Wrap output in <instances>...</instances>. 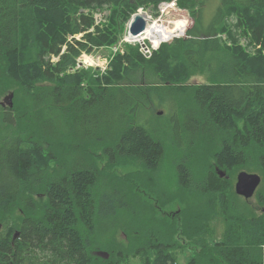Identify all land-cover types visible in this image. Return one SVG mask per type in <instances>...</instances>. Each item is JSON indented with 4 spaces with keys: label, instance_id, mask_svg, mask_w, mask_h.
<instances>
[{
    "label": "trees",
    "instance_id": "1",
    "mask_svg": "<svg viewBox=\"0 0 264 264\" xmlns=\"http://www.w3.org/2000/svg\"><path fill=\"white\" fill-rule=\"evenodd\" d=\"M170 1L0 0V264H264V0H176L185 37L77 67Z\"/></svg>",
    "mask_w": 264,
    "mask_h": 264
},
{
    "label": "rangeland",
    "instance_id": "2",
    "mask_svg": "<svg viewBox=\"0 0 264 264\" xmlns=\"http://www.w3.org/2000/svg\"><path fill=\"white\" fill-rule=\"evenodd\" d=\"M212 5H213L212 10H210L211 7L209 6V4L204 8V16L206 18H208L209 15L214 12V10H215V8H216V6L218 4L212 2ZM144 12H146L147 14L150 15V17H151L150 21L151 22H157L159 24H164V25H166V26H168L170 28L172 27L173 23H175V22H177V21H179L181 19L188 20V22H189L188 29H190L192 27V25H193L192 19L189 17L188 13L185 12L184 10L176 11V12L168 11L167 13H162V14L157 12V10L154 11L152 9H147ZM109 14H110V11L108 9H103V10L98 11L97 13H95V18H96V20H100L99 23L100 22L103 23V22H105L107 20V17H108ZM130 20H131V18L127 22H125L124 31L120 35L121 37L119 39V42H118V44L115 47H112L110 49H101V50H98V51H94V53H92L91 55H83L82 58L78 60V66L77 67H82V68H85V69L86 68H95L98 71L104 72L106 70V68H107L108 59H109V55L110 54H115L117 52L123 53V49H124L125 45H131V46L135 47L138 44L137 42H133V41H130V40H129L130 41L129 42V41L126 40V37L128 35V25H129ZM187 30H185V33H184L183 36L179 35L180 37L177 36L174 39H179V38L185 37V34H186ZM76 39H79V36L76 37ZM171 42H169V43H171ZM242 43L245 46V49L247 50V52H249L251 54L255 53V49H257V48H254L252 44H249L246 41V39H242ZM145 44L148 47V50L150 51V53L155 51V49H153V45L150 42L146 41ZM138 46H140V45H138ZM140 50H141V47H140ZM202 81L203 80H202V78L200 76H194L191 79L190 83L191 84H199ZM6 96L7 95H5L3 97L5 98ZM3 97H2V99H3ZM4 104H6V102ZM159 112H161L162 113L161 116H163V120L159 121V123L160 124H165V123L168 124L171 121V113L170 112L168 113L166 108H161ZM168 140H169L168 141V144H169L170 139H168ZM256 174H259V173H256ZM235 183H236V177H235L234 185H235ZM261 190L264 191V184L262 185ZM258 191H260V187L257 189L256 193ZM256 193H255V195H256ZM255 195L250 200H246V201H248L250 203L251 206H249V207L251 208V210L253 212L254 211L255 212H259V211L255 210L258 207L257 204H256ZM214 229H215V232H216V237H219L218 235H220V233H221V225H220L219 222L214 223ZM187 256H188V253L183 254V256L181 257L180 262L184 263V261H185L184 257H187Z\"/></svg>",
    "mask_w": 264,
    "mask_h": 264
},
{
    "label": "water",
    "instance_id": "3",
    "mask_svg": "<svg viewBox=\"0 0 264 264\" xmlns=\"http://www.w3.org/2000/svg\"><path fill=\"white\" fill-rule=\"evenodd\" d=\"M145 28H146L145 20L143 19V17L141 15H139L137 13L133 16V20H132L130 27H129V30H128V35L130 38L137 37L145 31ZM140 45H141V47L145 46L144 43H141ZM144 55H145V57H149L150 54L145 53ZM11 99H12L11 94L7 95L4 98V101L5 102L8 101V105L10 107L12 105ZM158 115H161V112H159ZM217 173H218L219 177H221V178L225 177V173L223 171L217 170ZM260 183H261V177L259 175L254 174V173L249 174V173H246L243 171L239 172L236 176V183L234 185L235 194L237 196L242 197L245 200H250L254 196V194H255L256 190L258 189ZM18 234H19L18 232L14 233L13 240H15V238L18 237ZM98 255H104L105 258L107 257L105 254H103L101 252L98 253Z\"/></svg>",
    "mask_w": 264,
    "mask_h": 264
},
{
    "label": "bare ground",
    "instance_id": "4",
    "mask_svg": "<svg viewBox=\"0 0 264 264\" xmlns=\"http://www.w3.org/2000/svg\"><path fill=\"white\" fill-rule=\"evenodd\" d=\"M170 2H175V0H172ZM138 14L141 15L146 22L145 31L137 37L130 38L131 40L128 38V40L137 42L139 44L148 41L153 45V49H156L164 42H171L175 37L182 35V33L185 32V30L189 26V22L186 19H181L173 23L172 27L170 28L164 24L151 22V17L146 12L139 11ZM93 17L95 20V24L99 25L101 22L99 23L100 20H96L95 13Z\"/></svg>",
    "mask_w": 264,
    "mask_h": 264
},
{
    "label": "built area",
    "instance_id": "5",
    "mask_svg": "<svg viewBox=\"0 0 264 264\" xmlns=\"http://www.w3.org/2000/svg\"><path fill=\"white\" fill-rule=\"evenodd\" d=\"M157 9L159 10L160 14L162 13H167L168 11L172 10L175 11L176 10V4L175 2H169V3H161ZM145 53H148V50H144ZM82 58V57H81ZM80 58V59H81Z\"/></svg>",
    "mask_w": 264,
    "mask_h": 264
}]
</instances>
